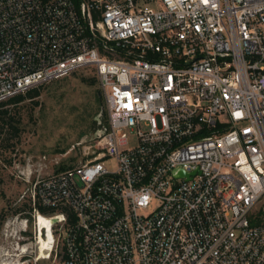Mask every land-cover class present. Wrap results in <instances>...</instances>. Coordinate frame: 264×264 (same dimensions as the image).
<instances>
[{"label":"built area","instance_id":"2783aa9c","mask_svg":"<svg viewBox=\"0 0 264 264\" xmlns=\"http://www.w3.org/2000/svg\"><path fill=\"white\" fill-rule=\"evenodd\" d=\"M86 67L103 132L30 188L58 264H264V0H0V103Z\"/></svg>","mask_w":264,"mask_h":264},{"label":"rangeland","instance_id":"374dc122","mask_svg":"<svg viewBox=\"0 0 264 264\" xmlns=\"http://www.w3.org/2000/svg\"><path fill=\"white\" fill-rule=\"evenodd\" d=\"M39 92L37 104L25 98L0 106L18 119L13 124L19 128L15 135L10 127L0 129V264H58L55 226L51 247L39 258L30 188L60 166L79 163L83 146L96 143L107 123L105 101L91 67L43 84ZM135 143L134 134L128 133L126 147Z\"/></svg>","mask_w":264,"mask_h":264},{"label":"trees","instance_id":"16d2710c","mask_svg":"<svg viewBox=\"0 0 264 264\" xmlns=\"http://www.w3.org/2000/svg\"><path fill=\"white\" fill-rule=\"evenodd\" d=\"M56 80H58V79H56ZM56 80H53V81H56ZM91 81H92L91 83H93L95 81V79L92 78ZM41 86L42 85L35 86V87L28 89L25 93L17 94L15 96L9 98L8 100L0 103V106H4V105L10 104V103L16 104L25 98H30L31 100H34L35 97H37L39 95V93H40L39 89ZM34 103L37 104L38 103L37 100H34ZM17 121H18V119H16L13 116V114L10 113L9 109H7V108L0 109V129H4V127H10L12 129L14 135L18 134L19 128H18V126L13 124L14 122H17ZM104 125H106V124L104 123ZM64 168H66V167L60 166L59 170L60 169L62 170ZM29 210H33L31 204L29 205ZM38 211L43 215H48V214H51L53 212V210H49V209L41 207V206L38 207ZM3 217L4 216L1 217V221L4 219Z\"/></svg>","mask_w":264,"mask_h":264},{"label":"bare ground","instance_id":"6f19581e","mask_svg":"<svg viewBox=\"0 0 264 264\" xmlns=\"http://www.w3.org/2000/svg\"><path fill=\"white\" fill-rule=\"evenodd\" d=\"M38 231V251L39 258L44 257V251L49 250L53 241L51 232L52 218L38 214L35 218ZM44 234V235H43ZM37 248V247H36ZM48 254V253H47Z\"/></svg>","mask_w":264,"mask_h":264},{"label":"water","instance_id":"95a60500","mask_svg":"<svg viewBox=\"0 0 264 264\" xmlns=\"http://www.w3.org/2000/svg\"><path fill=\"white\" fill-rule=\"evenodd\" d=\"M102 132H103V129L99 130L97 135L100 136L102 134ZM182 174H183V171H179L177 175H182ZM56 220L57 219L55 217L52 218V223L56 222Z\"/></svg>","mask_w":264,"mask_h":264}]
</instances>
